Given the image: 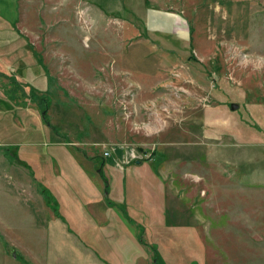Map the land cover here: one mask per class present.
Returning <instances> with one entry per match:
<instances>
[{
    "label": "rangeland",
    "instance_id": "obj_1",
    "mask_svg": "<svg viewBox=\"0 0 264 264\" xmlns=\"http://www.w3.org/2000/svg\"><path fill=\"white\" fill-rule=\"evenodd\" d=\"M103 161L120 224L73 230ZM0 218L25 260L264 264V0H0Z\"/></svg>",
    "mask_w": 264,
    "mask_h": 264
},
{
    "label": "crops",
    "instance_id": "obj_2",
    "mask_svg": "<svg viewBox=\"0 0 264 264\" xmlns=\"http://www.w3.org/2000/svg\"><path fill=\"white\" fill-rule=\"evenodd\" d=\"M221 109V105L219 106ZM238 122H236L237 125ZM111 155V154H110ZM86 160H88V163H91L92 167H94L96 164H94V160L91 159L92 156H86ZM107 161V160H106ZM128 162V161H127ZM126 161H123L119 165L118 162H116L117 165L123 166L122 169L116 168L111 169V166L106 168V172H108V176L104 173L103 167H105L104 161L100 163L98 170H102L103 173H99L101 175V178L95 179V181H87V185H89L92 190H90V193H84L82 198L78 196V199L81 200H69L67 201V205L63 204V206L59 209L60 216H62L63 221L62 223H66L67 225H71L73 230H80V231H88L93 228L95 229H108L109 226L113 227V224L119 223L121 221L120 217L115 216L113 209L107 205L105 194L102 197V193L105 188V193H108L107 189L108 187L111 188L110 196L112 193L116 197V199L113 200H123L124 193H121L120 191H113L112 183L108 182V179L114 180L117 179L116 188H119L120 190V184L126 183L127 177L126 172L127 168H124L127 163ZM88 165V164H87ZM80 166V165H79ZM78 165H75V167L79 168ZM81 167V166H80ZM127 167V166H125ZM118 170V175L113 176L110 175L111 173ZM120 170L122 171V175L119 174ZM89 172L88 170H84ZM84 176H79L77 179ZM76 178V177H75ZM92 178V177H91ZM108 178V179H107ZM92 180V179H91ZM75 181V179H73ZM80 184L84 187V182L79 181ZM107 187V188H106ZM72 188L74 189V185L72 184ZM43 210H45L48 214L52 211L49 209V207L44 206ZM56 214L58 212L54 211ZM43 221H47L43 219ZM120 224V223H119ZM11 231L12 229L8 230V224L6 226L3 225L2 218H0V264H61L62 258L58 255L56 260L54 258V254L49 255L45 254L44 250L40 253L39 250H36L35 246H27V256L28 260H25L23 256L21 257L20 254L17 252V246L13 242V238L10 239L9 235H4L1 231ZM109 230V229H108ZM110 231V230H109ZM60 238V237H59ZM60 242V239L59 241ZM38 248V247H37ZM54 252L56 246L53 247ZM20 259V260H19Z\"/></svg>",
    "mask_w": 264,
    "mask_h": 264
},
{
    "label": "built area",
    "instance_id": "obj_3",
    "mask_svg": "<svg viewBox=\"0 0 264 264\" xmlns=\"http://www.w3.org/2000/svg\"><path fill=\"white\" fill-rule=\"evenodd\" d=\"M107 153V152H106Z\"/></svg>",
    "mask_w": 264,
    "mask_h": 264
}]
</instances>
